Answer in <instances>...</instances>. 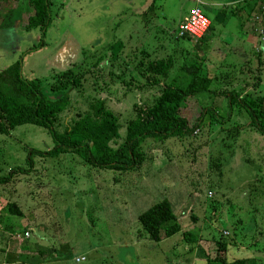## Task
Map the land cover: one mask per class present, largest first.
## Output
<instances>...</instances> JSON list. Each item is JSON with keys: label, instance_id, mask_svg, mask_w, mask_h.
Returning a JSON list of instances; mask_svg holds the SVG:
<instances>
[{"label": "rangeland", "instance_id": "374dc122", "mask_svg": "<svg viewBox=\"0 0 264 264\" xmlns=\"http://www.w3.org/2000/svg\"><path fill=\"white\" fill-rule=\"evenodd\" d=\"M50 1L43 45L31 51L39 33L26 27V1L0 2V71L20 61L22 76L37 79L46 98L67 93L57 130L101 99L115 113L122 137L132 105H149L159 92L161 85L140 86L155 60H171L169 81L180 79L179 66L194 55L205 58L201 68L212 79L211 92L186 97L178 109L189 124L201 117L191 134L142 141L138 169H99L70 153L33 155L28 174L16 173L0 185V264H216L217 242L225 244L227 261L252 257L264 264V136L247 124L242 108L228 106L218 94H264V55L256 56L264 44L260 18H242L238 29L249 47L243 52L232 48L241 42L234 16L224 28L208 24L201 38H176L189 0ZM200 1L209 19L213 10L232 7L229 0ZM51 145L46 130L31 124L0 133V175L26 167L29 149ZM163 199L180 231L154 242L137 216ZM11 205L19 215L9 211ZM24 243L30 252L23 258L18 249Z\"/></svg>", "mask_w": 264, "mask_h": 264}, {"label": "trees", "instance_id": "16d2710c", "mask_svg": "<svg viewBox=\"0 0 264 264\" xmlns=\"http://www.w3.org/2000/svg\"><path fill=\"white\" fill-rule=\"evenodd\" d=\"M10 1L20 0H0V2ZM25 1L31 9L26 20V27L27 29L37 28L39 33L38 42L27 49L31 51L43 45L42 39L51 21V1ZM241 1L240 6L235 8L236 11L244 8L250 12L259 2V0ZM149 10L150 7L146 12ZM146 12L142 13L143 17ZM143 19L146 20V18ZM176 38L179 37L176 36ZM204 59L194 55L192 60L179 66L180 79L172 78L169 81H166L172 66L169 58L165 61L149 62L145 74L143 73L144 83L140 86L161 85L159 92L149 105H132L133 114L124 125L122 137L118 133L120 124L115 113L107 108L101 99L91 101L88 111L79 115L60 131L57 130L59 115L67 104V93H63L54 100L46 98L39 81L23 77L21 63L15 61L0 71V133L7 134L16 126L31 124L45 129L51 138L52 145L45 150L29 149L26 155V167L17 166L5 175H0V185L8 183L16 173L28 174L33 166V155L55 157L62 153H70L76 155L84 164L99 169L118 172L138 169V162L143 160L140 145L144 139L161 140L185 136L199 126L200 116L193 124H189L185 117L178 115V109L186 97L211 92L209 86L212 79L204 74L201 68ZM62 76L67 77V74L63 73ZM69 82L75 84L76 79L71 78ZM69 82L64 83L65 88ZM218 94L225 95L228 106L235 104L242 108L249 119L247 124L264 136V94L252 98L245 95L239 96L235 91ZM203 112H208V115L211 114L210 117H215L214 112L209 109L204 108ZM117 140L120 142L114 147L112 144H115ZM12 207L11 205L9 211L19 215L20 211ZM137 220L146 238L154 242L180 231L177 217L165 199L151 204L137 216ZM12 234L17 235L15 232ZM182 235L189 241L195 240L188 232H183ZM25 247L23 246V249H26ZM216 247V255L211 259L216 264H256L252 257L227 261L224 255L225 244L217 242Z\"/></svg>", "mask_w": 264, "mask_h": 264}, {"label": "crops", "instance_id": "0c3cea01", "mask_svg": "<svg viewBox=\"0 0 264 264\" xmlns=\"http://www.w3.org/2000/svg\"><path fill=\"white\" fill-rule=\"evenodd\" d=\"M227 1V0H226ZM229 1H231L230 2V4L232 5V10H231V8L229 9V12H228V9H224V8H221L220 10L219 9H215V10H213V15H212V19H209V18H207L206 16V18H207V21H208V24H210V26H211V30H212V24L213 23H219V24H222V27L224 26V25H226V23H227V21H229L230 22V20L228 19V17L229 16H234L235 18H236V20H237V22L235 23V26H234V28H237V31L239 32V35L236 37V39L237 40H240L241 42H239V43H237L234 47H232V48H236L237 47V49H240V50H245L244 49V47H246V48H249V47H247V43L246 42H244L243 43V41L244 40H246V37H245V39L243 40V38H242V32L241 31H239V29L238 28H241V25H242V18H244L245 16H249V18L248 19H251V18H253V16H254V18H256V17H259L260 18V20L262 21V25L264 24V0H259V2L256 4V6H255V8L253 9V10H251L250 12H249V10L248 9H240V11H236L235 10V8L236 7H239L240 6V4L239 3H242V1L241 0H229ZM246 22V21H245ZM244 22V23H245ZM240 25V26H239ZM227 26V25H226ZM224 28V27H223ZM221 31L223 32V29H221L220 31H219V33L221 34ZM262 32H263V36H264V31L262 30ZM246 35V34H245ZM235 39V38H234ZM233 40V39H232ZM232 40H231V42H232ZM236 40V41H237ZM243 40V41H242ZM243 43V44H242ZM232 44V43H231ZM244 44H246V45H244ZM242 45H244V46H242ZM260 50H259V52L257 53V55L256 56H259V55H264V44L263 43H261L260 44ZM238 52V51H237ZM236 52V53H237ZM243 52H245V51H243ZM245 54V53H244ZM233 55V54H232ZM234 56V55H233ZM16 237L17 238H20V237H22V236H20L19 234H17L16 235ZM161 241V240H160ZM159 242V241H158ZM17 246V245H16ZM23 246H26L25 248L26 249H23ZM28 247H29V244L28 245H25V243H24V245H22L21 247H20V249H18V251H21L22 253H21V255H23V258H24V256L26 255V253L27 252H30L29 251V249H28ZM32 249V248H31ZM3 250V249H2ZM13 250H15V249H12V251ZM6 251L8 252V249L6 248V249H4V252L6 253ZM18 251H13L14 253H16V252H18ZM11 251H9V253H10ZM1 253V252H0ZM200 255V254H199ZM198 255V256H199ZM202 255V254H201Z\"/></svg>", "mask_w": 264, "mask_h": 264}, {"label": "built area", "instance_id": "2783aa9c", "mask_svg": "<svg viewBox=\"0 0 264 264\" xmlns=\"http://www.w3.org/2000/svg\"><path fill=\"white\" fill-rule=\"evenodd\" d=\"M192 6L187 13L183 16L181 21L177 24L175 29V36L179 38H199L208 26L207 18L200 10V0H189ZM24 237L28 236L27 232H23ZM83 258L75 259V262L81 261Z\"/></svg>", "mask_w": 264, "mask_h": 264}]
</instances>
